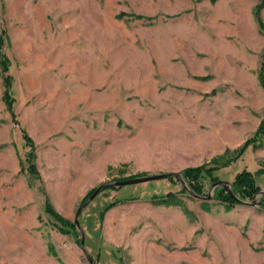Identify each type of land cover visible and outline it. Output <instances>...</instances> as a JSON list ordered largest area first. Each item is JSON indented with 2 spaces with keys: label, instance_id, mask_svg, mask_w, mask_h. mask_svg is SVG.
Segmentation results:
<instances>
[{
  "label": "rangeland",
  "instance_id": "rangeland-1",
  "mask_svg": "<svg viewBox=\"0 0 264 264\" xmlns=\"http://www.w3.org/2000/svg\"><path fill=\"white\" fill-rule=\"evenodd\" d=\"M260 2L0 0L16 116L0 67V264H89L79 230L58 231L44 211L46 195L74 220L102 182L180 172L253 136L264 115ZM22 132L39 178L21 167ZM242 169L261 170L264 190V143L214 174L231 189ZM211 184L200 194L211 198L183 176L103 188L78 218L87 252L96 264H264V209L248 199L227 209ZM169 192L171 204L152 197Z\"/></svg>",
  "mask_w": 264,
  "mask_h": 264
},
{
  "label": "trees",
  "instance_id": "trees-1",
  "mask_svg": "<svg viewBox=\"0 0 264 264\" xmlns=\"http://www.w3.org/2000/svg\"><path fill=\"white\" fill-rule=\"evenodd\" d=\"M264 5V0H261L254 8V15L256 17V21L261 29H264V24L260 18V8ZM4 35L5 30L2 28L0 29V67L2 70L3 81L5 84V90L3 93V100L6 104L8 111L10 112L12 119H16L15 112L13 110V101L14 98L12 97L11 93V85H12V76L7 73L8 66H9V58L2 52V44L4 42ZM258 77L259 81L264 89V49L261 55V61L258 68ZM23 139H24V147H28L25 152L24 158L20 160L21 167L27 171L30 177H37L39 178V174L37 172L36 166L33 162L34 158V143L33 140L28 136L26 132H22ZM264 143V115L254 132L253 136L247 138L244 143L237 149L233 151V154L225 155L220 154L212 157L208 163L201 164L199 166H191L183 168L180 173L184 179H186V183L188 187L193 190L194 192L201 194L203 190L204 180H208L210 183L216 182L219 180L214 171L219 169L220 167L229 165L232 161L237 160V158L245 151L248 145H251L253 149L260 147ZM230 150L226 149L225 153H229ZM261 170H257L255 173L247 169H242L241 171L237 172L234 176L233 181L231 182V190L233 196L228 194L224 188L221 186L215 187V195L214 198L218 199L221 203L225 205L227 209L232 208L236 204H242L241 201H245L246 199L251 200L261 187L256 183L255 175L260 174ZM136 177V175H128L124 177H119L117 179L123 180ZM170 176L169 178H172ZM113 187V186H109ZM94 188H91L86 195L83 197L82 200H85L92 192ZM44 192V191H43ZM45 193V192H44ZM154 200L159 201L163 204H171V201L174 199V194L167 193L165 195H153ZM258 205L264 209V192L258 197L257 200ZM116 204V201L108 202L105 207L99 212V217L102 218L103 213L105 210L109 209L113 205ZM44 211L51 215L55 220V226L58 231L62 233H67L68 228L76 229V225L73 220H70L63 216L56 208L52 205L49 201L47 195L45 196L44 201ZM52 249V247H51ZM55 254V253H53Z\"/></svg>",
  "mask_w": 264,
  "mask_h": 264
},
{
  "label": "water",
  "instance_id": "water-1",
  "mask_svg": "<svg viewBox=\"0 0 264 264\" xmlns=\"http://www.w3.org/2000/svg\"><path fill=\"white\" fill-rule=\"evenodd\" d=\"M170 176H176L178 178H180L182 180V176L180 172H163V173H157V174H153V175H145V176H136V177H132V178H128V179H123V180H119V179H115V180H110V181H106V182H102L100 183L98 186H96V188L93 190V192L85 199L83 200L79 206L76 209L75 212V216H74V223L76 225V228L79 230L80 233V238H79V246L82 249L83 253L85 254L89 264H96L95 261L93 260V258L89 255V253L87 252L85 246H84V241H85V233L84 230L82 229V227L79 224L78 218L79 215L82 211V209L90 202L92 201V199L105 187L108 186H123V185H128V184H137V183H142V182H148L151 180H155V179H160V178H166V177H170ZM216 186H222L225 188V190L231 195L233 196V193L228 185V182L225 180H217L216 182H213L211 184V189H214ZM188 191L194 195V196H199L201 198H211L212 196L210 194H208L207 196L204 195H200L197 194L196 192H194L193 190L188 188ZM264 192L263 189H260L259 192L257 193V195H260ZM257 195H255L250 202H248L250 205H255L258 204L256 197ZM242 203H246L245 201H241Z\"/></svg>",
  "mask_w": 264,
  "mask_h": 264
}]
</instances>
